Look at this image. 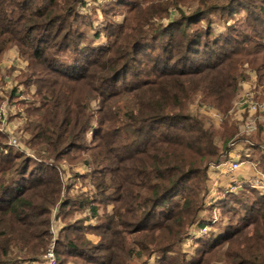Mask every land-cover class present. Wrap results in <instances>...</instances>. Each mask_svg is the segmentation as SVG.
<instances>
[{
    "label": "trees",
    "instance_id": "1",
    "mask_svg": "<svg viewBox=\"0 0 264 264\" xmlns=\"http://www.w3.org/2000/svg\"><path fill=\"white\" fill-rule=\"evenodd\" d=\"M80 2L0 0V55L11 47L20 50L28 64L23 83L37 85L40 98L36 119L25 124L27 143L45 148L48 160L81 157L92 166L95 189L65 198L56 166L33 162L31 168L32 160L0 147V264H44L59 219L64 226L55 246L58 264H148L155 255V264H210L206 254L225 243L232 264H264V197L220 244L206 241L209 252L191 260L179 252L198 222L209 167L226 156L238 129L229 115L241 76L236 56L254 53L237 50L229 37L216 38L211 26L199 32L192 26L209 12L236 11L247 0H200L195 14L178 19L160 42L149 44L143 35L124 44L119 33L98 48L83 45L75 28ZM212 44L218 50L207 54V63L186 64L196 47ZM145 45L153 53L161 49L160 55L139 64ZM196 101L222 112L224 123L217 128L192 113ZM257 143L264 151V142ZM76 151L88 158L71 156ZM81 210L90 217L67 221ZM90 219L98 224L87 226ZM92 233L98 242L87 237Z\"/></svg>",
    "mask_w": 264,
    "mask_h": 264
},
{
    "label": "rangeland",
    "instance_id": "2",
    "mask_svg": "<svg viewBox=\"0 0 264 264\" xmlns=\"http://www.w3.org/2000/svg\"><path fill=\"white\" fill-rule=\"evenodd\" d=\"M200 6V0H81L76 6L79 22L75 23V28L84 36L83 45L92 48L109 45L113 40L111 36L119 33H121L119 39L124 41V44L131 42L132 38L135 40L143 35H146L150 44L152 41L160 42L161 38H167L175 30L174 23L178 19L193 16ZM205 16L204 20L198 22L200 19H197V23L193 24L192 28L196 32L198 29L205 31L211 26L216 38L229 37L231 39L229 41L237 50H252L254 53L250 56L246 53L236 56L242 62L238 72L241 76L229 115L231 122L238 124V129L235 130L233 141L228 145L226 156L209 167L205 195L200 194L204 200L203 207L197 215L198 222L190 230L179 250L188 260L198 258L203 251L209 252L207 247H204L206 241L210 244H220L219 239L226 231L241 227L247 209L253 202L264 197V190L257 189L247 182L250 178L264 177V159H262L264 151L257 143L259 140L264 142V121L259 116H250L247 112H241L238 107L240 97L248 91H253L257 100L264 101V20H256L257 16H264V0H247L243 7H237L236 11L226 9L209 12ZM166 30L167 34L157 37L160 32ZM249 40L253 42L249 43ZM147 45L141 47L143 50L141 59L160 55L161 49L153 53L149 51ZM195 50L196 54L191 55L186 64H205L207 54H210V51H217L218 48L212 44L209 47L198 46ZM227 50H230L229 46ZM70 57L71 52H68L64 58ZM216 60V58L209 59V62L213 63ZM142 62L146 63V59H142L139 64ZM139 66L144 67V65ZM27 71V61L17 47H11L0 55V110L1 107L7 109V118L0 116V147L4 150V154L13 150L22 154L24 158L32 160L31 168L34 166L33 162H45L48 165L50 162L56 166L64 181L65 189L62 196L65 198L94 193L92 166H86L85 161L78 157L88 158L86 153L73 152L74 155L71 156H77L78 159L65 157L60 161L48 160L45 157V148L32 147L27 143L29 135L25 131V124L28 118L36 119L33 112L40 106L37 85L25 86L23 83V76ZM28 108L31 110L30 113L27 112ZM190 109L194 114L199 113L207 117L217 128L226 120V116L218 109L206 105L200 106L198 101L192 104ZM247 119L255 121L257 131L247 133L244 130ZM13 137L18 140L20 148L11 146ZM91 140L90 134L88 142ZM234 162L240 163V167L236 170L231 169ZM104 181L110 185L111 174L104 175ZM238 182L243 183L242 188L238 187ZM178 199L177 197L174 201ZM112 206L111 202L108 206L109 212L112 211ZM83 218L86 217L76 211L67 221L74 223ZM92 224L95 226L98 222L93 220ZM91 236L98 242L99 237L96 234L92 233ZM228 247V243L221 245V248L217 245L214 249L216 251L206 254V260L210 264H232L226 255ZM158 258L159 255L149 258L148 264H155ZM67 264H76V262L69 260ZM78 264L82 263L78 262Z\"/></svg>",
    "mask_w": 264,
    "mask_h": 264
},
{
    "label": "built area",
    "instance_id": "3",
    "mask_svg": "<svg viewBox=\"0 0 264 264\" xmlns=\"http://www.w3.org/2000/svg\"><path fill=\"white\" fill-rule=\"evenodd\" d=\"M238 107L241 112L249 113L250 116H259L264 117V101H259L255 98L253 91L245 92L239 99ZM0 116L3 118H7V109L5 107H1L0 110ZM244 130L247 133H253L257 131V125L253 119H247L245 121ZM11 146L20 148V145L18 144V140L16 138L11 139ZM32 158L33 156L30 155ZM240 167V163L234 162L231 165L232 170H236ZM247 182L251 183V185L257 189L264 190V177L263 178H250L247 180ZM243 183L238 182V187L242 188ZM51 234H52V240L50 242V245L48 246L45 254H44V264H58V260L56 258L55 253V246H56V240L58 238V229L56 225L53 224L51 228Z\"/></svg>",
    "mask_w": 264,
    "mask_h": 264
},
{
    "label": "crops",
    "instance_id": "4",
    "mask_svg": "<svg viewBox=\"0 0 264 264\" xmlns=\"http://www.w3.org/2000/svg\"><path fill=\"white\" fill-rule=\"evenodd\" d=\"M240 110V109H239ZM261 118H263V121H264V117L261 116ZM250 175V174H248ZM245 177H249V176H245ZM81 215L83 214L85 217H90V213L87 211V210H81V211H78ZM93 220L96 221V219H90L89 221H86V225L87 226H93L92 222ZM54 225H56L57 229H58V234H59V231L60 229L64 226V223L59 219V220H56L54 222ZM87 237L93 241V242H96L97 240L92 238L91 234H87Z\"/></svg>",
    "mask_w": 264,
    "mask_h": 264
}]
</instances>
